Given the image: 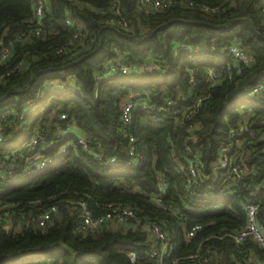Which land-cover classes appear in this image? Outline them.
Segmentation results:
<instances>
[{
  "label": "trees",
  "instance_id": "obj_1",
  "mask_svg": "<svg viewBox=\"0 0 264 264\" xmlns=\"http://www.w3.org/2000/svg\"><path fill=\"white\" fill-rule=\"evenodd\" d=\"M187 1L195 5L178 0L154 11L139 0H50L44 34L35 36L32 0H0V50L11 45L10 57L0 61V170L17 158L0 186V211L2 204H14L10 221L0 228V264H158L149 258L155 244L167 245L169 262L198 249L210 258L207 264L264 260V247L234 238L246 222L248 200L262 206L264 227V100L245 95L264 83V0ZM67 17L75 26L67 25ZM74 30L81 39L56 53ZM17 35L25 38L13 42ZM230 44L253 58L239 72L230 56L219 55ZM116 58L159 61L166 71L100 78ZM209 69L223 74L219 84H212ZM141 97L167 111L204 100L186 123L153 109L133 110L130 133L137 150L131 157L120 131L122 111L125 102ZM246 120L256 135L249 138L245 173L238 180L215 174L213 164L232 142L231 131ZM72 127L86 136L89 150L74 133L58 137ZM33 138L52 144L29 153ZM68 142L74 145L45 169L31 166L32 155L55 154ZM111 156L118 164H108ZM193 158L201 177L188 183ZM160 174L168 183L163 204L154 199L161 193ZM111 201L136 208L138 220L108 222L95 232L80 229L82 202L98 214ZM51 204L60 211L45 228L19 218ZM154 223L162 226L164 240L152 236ZM194 226L200 229L187 238ZM129 252L136 253V262Z\"/></svg>",
  "mask_w": 264,
  "mask_h": 264
},
{
  "label": "built area",
  "instance_id": "obj_2",
  "mask_svg": "<svg viewBox=\"0 0 264 264\" xmlns=\"http://www.w3.org/2000/svg\"><path fill=\"white\" fill-rule=\"evenodd\" d=\"M50 0H32L34 6V22L35 27L32 30V33L35 36H42L44 34L43 27V18L45 16L46 8L49 4ZM141 5L145 8L154 10V11H162L168 9L171 6L177 4L178 0H139ZM183 3L192 7L195 4L193 2L183 0ZM113 9H117L116 3L112 5ZM118 10V9H117ZM201 10L205 12H213L218 13L219 8H209L208 6H202ZM264 10V8H263ZM67 25L69 27L75 26V22L67 17ZM119 25H126L124 22L118 21ZM82 33L79 30H74V34L70 42L62 45L56 50V53L65 52L69 46H72L76 42L81 39ZM25 37L17 35L13 42L22 41ZM12 42V43H13ZM197 49H195L196 51ZM11 55V45L6 46L0 50V61L7 60ZM219 55H227L232 58L234 66L236 67V71H240L238 68L241 65H249L252 63V56L245 51L238 44H230L226 47H223L219 50ZM18 66L12 71L7 73L10 75L17 70ZM166 71L165 64L159 61H150L144 63H134V62H126L124 59L116 58L108 63L101 72L100 78H104L109 75H117V74H155L159 75ZM209 78L213 85L219 84L222 81L223 74L221 72H216L213 69L208 70ZM192 92V89L190 90ZM246 97H252L259 100H264V83H259L247 90L245 93ZM189 99H185L187 102ZM203 97H197L193 100V102L188 106H183L180 109H172L167 111V107L165 105H155L151 106L147 97H141L139 99L128 100L125 102L122 111L121 118V126L120 131L123 136L127 139L128 144V153L131 157L135 156L137 147H136V138L133 134L130 133V127L133 120V110L140 109H153L159 114L168 115L167 117L175 119L179 123H186L190 120L195 113L198 111ZM167 104H172L169 100L166 102ZM61 118H66V114H61ZM68 132L74 133L79 141V143L86 149L89 150L86 136H84L78 129L72 127L68 128V130H63L58 133V137L65 136ZM256 132L252 130L247 123V120L240 125L239 129H233L231 131V140L232 142L224 146L222 154L213 164V171L215 174H223L224 176L231 177L234 180H238L245 173V169L243 166V162L246 156L249 154L248 147L250 144L249 138H254ZM264 136V135H263ZM52 143H44L40 144L37 138H33L28 144L29 153L36 152L39 145H42V150L47 149ZM73 142H68L59 152L55 154H50L47 156H41L39 154H35L31 156V166L35 167L36 170L40 171L49 166L52 162L58 160V158L66 151L69 146H73ZM96 160H102V155H96ZM16 157L13 158V162L5 169L0 170V186L1 180H4L6 177L12 175L15 167H16ZM137 160V159H136ZM134 161V160H132ZM109 165H116L119 162V158L117 156H111L107 159ZM159 184L161 193L154 197L155 201L158 204H163L162 196L166 192L168 188V183L163 176L160 174ZM201 177V168L196 159H192L189 162V176L187 179L188 183H191L193 180H197ZM236 191L235 187L232 189L234 193ZM257 191H250V196H255ZM28 204H35V202H29ZM83 206L82 216H81V224L80 229L84 232H95L99 227L108 222L113 223H128L132 221L138 220L139 211L132 207L131 205L121 202V201H111L107 202L104 205V211L102 213L94 214L91 210H89L85 203H81ZM14 204H2L0 211V228L3 227L6 223L10 221L12 217ZM169 209L177 212L175 208L172 206H168ZM244 210L246 212V222L243 227H241L238 232L234 235V238L237 243H241L246 239H250L264 247V227L259 219V212L262 206L254 202L252 200H248L243 204ZM59 206L57 204H51L45 208H39L36 212L33 210L28 211L25 214H22L19 218L25 220L27 222L33 223L34 225L45 228L55 216L59 214ZM200 229V226L192 227L191 231L188 232L187 238H190L195 234V232ZM152 236L157 239H165V235L163 233L162 226L159 223H154L150 228ZM167 245H154L149 252V258L152 260L158 261V264H207L210 260L209 257H205L201 254L200 249L196 252L184 257V258H174L170 262L166 259ZM129 256L132 262L137 261V255L135 252H129ZM260 264H264V260H261Z\"/></svg>",
  "mask_w": 264,
  "mask_h": 264
},
{
  "label": "crops",
  "instance_id": "obj_3",
  "mask_svg": "<svg viewBox=\"0 0 264 264\" xmlns=\"http://www.w3.org/2000/svg\"><path fill=\"white\" fill-rule=\"evenodd\" d=\"M258 264H260V263L258 262Z\"/></svg>",
  "mask_w": 264,
  "mask_h": 264
}]
</instances>
